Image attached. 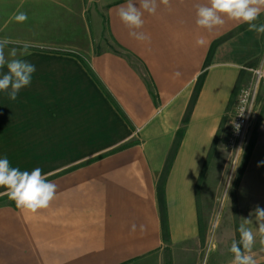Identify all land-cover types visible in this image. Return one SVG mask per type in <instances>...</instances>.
I'll return each mask as SVG.
<instances>
[{"label": "crops", "instance_id": "obj_1", "mask_svg": "<svg viewBox=\"0 0 264 264\" xmlns=\"http://www.w3.org/2000/svg\"><path fill=\"white\" fill-rule=\"evenodd\" d=\"M126 3L0 0V39L29 42L31 54L17 58L36 67L15 101L0 92V158L22 171L39 167L58 186L37 213L0 197V264H138L199 238L202 179L227 145L238 93L251 80L246 67L264 58V34L228 20L208 32L194 8L206 0H170L171 10L144 13L150 41L138 42L117 15ZM17 12L27 21L16 22ZM12 47L19 54L13 43L6 57ZM180 130L164 186L165 239L158 183ZM261 130L238 188L242 218L264 208V122ZM247 227L261 251L255 221Z\"/></svg>", "mask_w": 264, "mask_h": 264}, {"label": "clouds", "instance_id": "obj_2", "mask_svg": "<svg viewBox=\"0 0 264 264\" xmlns=\"http://www.w3.org/2000/svg\"><path fill=\"white\" fill-rule=\"evenodd\" d=\"M183 0H181V3ZM164 5L171 10L170 0H127L126 5H122L117 10L120 22L129 29V36L138 42L150 41V36L141 31L144 27V13L149 15L156 14L159 5ZM195 8V23L197 27L208 32L223 26L226 20L237 24H247L248 31L264 34V24L258 25L256 21L264 13V0H206V3H197ZM14 20L18 23L27 21L28 16L25 12L14 14ZM204 38L196 40L197 45L204 43ZM20 44L21 50L12 47L5 55V49L10 44ZM32 45L29 42L12 41L9 38L0 39V70L6 66L7 72L0 73V92H5L10 100L15 101L21 89L29 86L32 76L36 71L34 64L19 56L30 55L29 49ZM8 57H11L9 59ZM253 77L251 89L245 93L250 97L259 90V85L264 82V58H260L254 68L248 69ZM174 77H180L181 73L176 71ZM242 105L239 115H243L245 110L251 112V105L247 100H241ZM237 151V154L241 153ZM235 170V167L234 169ZM50 173H44L41 168L36 167L31 171H22L19 167H13L7 157L0 158V197H7L14 202L15 207L22 212L37 213L41 209L49 207L57 194V184L50 181ZM225 197L228 198V190L231 188L229 178H225ZM243 222L239 225V241L233 239L230 252L233 254L232 264H258L253 247L256 235L247 227L254 221L257 231L261 237L260 243L264 245V208L256 205L249 213L248 218H242ZM214 227H218L217 224ZM140 231L145 230V226H139ZM137 225L133 223L130 231L135 232ZM264 251V248L261 249ZM208 256L204 257V264H207Z\"/></svg>", "mask_w": 264, "mask_h": 264}, {"label": "rangeland", "instance_id": "obj_3", "mask_svg": "<svg viewBox=\"0 0 264 264\" xmlns=\"http://www.w3.org/2000/svg\"><path fill=\"white\" fill-rule=\"evenodd\" d=\"M264 82L260 88L258 106L252 122L250 141L242 157L235 163L228 146H220L216 160L202 179L200 193V235L197 241H190L175 250L165 247L163 251L143 258L138 264H232L233 254L230 246L233 239L239 241V225L242 223L241 210L237 208L238 188L247 166L251 143L258 138L264 122ZM235 167V170H233ZM229 178L231 188L225 197V178ZM230 202L232 208L227 207ZM218 227H214L217 224ZM264 247V246H263ZM258 264H264V251L253 247ZM137 264V263H136Z\"/></svg>", "mask_w": 264, "mask_h": 264}, {"label": "built area", "instance_id": "obj_4", "mask_svg": "<svg viewBox=\"0 0 264 264\" xmlns=\"http://www.w3.org/2000/svg\"><path fill=\"white\" fill-rule=\"evenodd\" d=\"M254 67L256 66L246 67V69H250ZM262 83L263 82H261V84L259 85V90L256 94L250 97L246 96L245 93H247L251 89L253 84V77L251 74L250 82L247 85H244L238 93L234 114L231 120L230 133L227 139V146L228 149L230 150V153L235 163L242 157L246 147L249 144L252 122L257 111L258 98ZM241 100H247V104L251 105V112L245 110L243 115H239V109L241 107L247 106V105H242ZM241 149L242 152L237 154V151Z\"/></svg>", "mask_w": 264, "mask_h": 264}, {"label": "trees", "instance_id": "obj_5", "mask_svg": "<svg viewBox=\"0 0 264 264\" xmlns=\"http://www.w3.org/2000/svg\"><path fill=\"white\" fill-rule=\"evenodd\" d=\"M221 41V39L217 42H215L213 45H212V48L210 50V54H212L215 46L217 43H219ZM209 62V61H208ZM202 80H203V77H201L198 82H197V85L195 87V90H194V93H193V96H192V99L190 101V104H189V107H188V111L186 113V117H185V120L188 119L189 117V114L191 112V109L192 107L194 106V103L198 97V94H199V91H200V87H201V84H202ZM182 134V130H180L178 132V137L171 149V152H170V155L168 157V160H167V163H166V166L164 168V172L159 180V183H158V196H159V202H160V209H161V212H162V222H163V228H164V237L165 239L168 238V233H167V219H166V202H165V193H164V186H165V180H166V176L168 174V171H169V167H170V164H171V161L175 155V152H176V149L178 147V143H179V139H180V136ZM255 142H256V138L253 139V142L251 143V148L255 145Z\"/></svg>", "mask_w": 264, "mask_h": 264}]
</instances>
